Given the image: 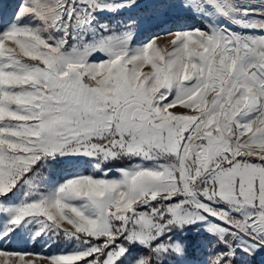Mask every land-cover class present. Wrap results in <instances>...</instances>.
<instances>
[{"label":"snow or ice","instance_id":"6c2138e0","mask_svg":"<svg viewBox=\"0 0 264 264\" xmlns=\"http://www.w3.org/2000/svg\"><path fill=\"white\" fill-rule=\"evenodd\" d=\"M0 264H264V0L4 5Z\"/></svg>","mask_w":264,"mask_h":264},{"label":"rangeland","instance_id":"374dc122","mask_svg":"<svg viewBox=\"0 0 264 264\" xmlns=\"http://www.w3.org/2000/svg\"><path fill=\"white\" fill-rule=\"evenodd\" d=\"M21 0H0V10H3V6H8V11L11 12L12 7L18 3H20ZM141 2H144V0H141ZM128 13H125L124 16H127ZM121 17H116L114 19L118 20ZM180 23L184 24H196L198 25L199 22L196 20H192L191 18H186L182 20ZM176 27V21L170 18H161L158 20H149L145 23L143 26V30L141 31L140 35L138 36V39H146L151 35L158 34L162 31H165L170 28ZM167 37H162L158 43H160L161 46H163L166 41ZM82 168H84L86 171H91V168L89 166L81 165ZM45 175H47V171L45 172ZM62 246V242H61ZM8 250H26V251H33V252H40L43 251V241H29L27 244H21L17 242H11L8 243L5 246ZM58 249L56 245H53L50 249H48L49 252H56Z\"/></svg>","mask_w":264,"mask_h":264},{"label":"trees","instance_id":"16d2710c","mask_svg":"<svg viewBox=\"0 0 264 264\" xmlns=\"http://www.w3.org/2000/svg\"><path fill=\"white\" fill-rule=\"evenodd\" d=\"M114 166L118 167V166H121V165L119 164V162H116V163L114 164Z\"/></svg>","mask_w":264,"mask_h":264}]
</instances>
